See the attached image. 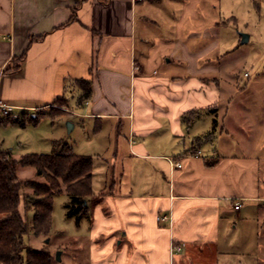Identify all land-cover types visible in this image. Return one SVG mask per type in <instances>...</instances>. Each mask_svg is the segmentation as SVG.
Listing matches in <instances>:
<instances>
[{
	"label": "crops",
	"instance_id": "0c3cea01",
	"mask_svg": "<svg viewBox=\"0 0 264 264\" xmlns=\"http://www.w3.org/2000/svg\"><path fill=\"white\" fill-rule=\"evenodd\" d=\"M218 3L0 0V100L26 111L62 97L104 151L137 159L126 188L86 197L91 264H264V154L247 137L258 97L223 96Z\"/></svg>",
	"mask_w": 264,
	"mask_h": 264
},
{
	"label": "rangeland",
	"instance_id": "374dc122",
	"mask_svg": "<svg viewBox=\"0 0 264 264\" xmlns=\"http://www.w3.org/2000/svg\"><path fill=\"white\" fill-rule=\"evenodd\" d=\"M181 9L182 6L181 8L179 6L174 8L175 20ZM215 11L221 21L225 22L220 28V47L225 53L221 58L222 66H224L222 93L224 97L235 96L246 102L251 99L250 97H258L255 104L251 105V113L255 111L257 115L253 119V126L247 127L248 134H246L251 140L254 153L263 157L264 0H219ZM199 18L191 19V24H197ZM202 19L208 22L205 26H210L209 17H201ZM151 28L155 34L161 32L158 27L151 26ZM241 33L247 34V40L244 42H241ZM229 67L233 68L235 85H233V75L228 70ZM224 100L227 101L228 98H224ZM68 110L69 107L63 102L53 103L47 107L34 110L26 109L33 114L39 112L49 114L41 116L37 123L30 121L25 126L11 123L0 124V147L8 150L13 159H19L27 153H50L67 144L79 154L92 156V189L96 196L103 195V192H108L111 189L116 191L126 188L124 181L127 176H131L127 172L134 171L137 159L129 157L125 153H117L114 157L112 152L104 151L107 137L103 133H94V123L90 119H82L74 113H67ZM12 112L15 115L19 111L15 109ZM220 114L221 112L217 117L215 115L216 126L222 123ZM69 122H74L75 126L70 128ZM229 134L222 136V138L226 136L230 139V131ZM219 138L220 136L216 137V141ZM216 144L217 142L214 145L216 146ZM201 146L204 154H206L210 148V143L204 142ZM219 151L221 152L220 149ZM16 174L21 182L26 179L44 182V178L37 175L34 168L31 167L18 166ZM133 178H135V173H133ZM20 192L21 204L19 208L26 222V231L23 234V241L26 246L34 249H47L54 257L52 264H91L101 261L90 257L92 241L89 232L90 209L86 216L78 220L75 217H69L66 213L69 195L65 191L54 194L50 231L46 236L42 234L35 236L32 223L34 212L32 201L38 196L33 193L32 188L23 185H21ZM102 239V234L98 235L93 239L94 244H99ZM114 247L119 248V244L115 243ZM56 251H60L59 260L55 258ZM23 253L25 254V251ZM173 263H177L176 259H170L169 264Z\"/></svg>",
	"mask_w": 264,
	"mask_h": 264
},
{
	"label": "trees",
	"instance_id": "16d2710c",
	"mask_svg": "<svg viewBox=\"0 0 264 264\" xmlns=\"http://www.w3.org/2000/svg\"><path fill=\"white\" fill-rule=\"evenodd\" d=\"M80 1V0H79ZM107 0H104L106 2ZM18 67L8 66L4 70L14 71ZM78 83L82 88L77 101L80 104L90 95V85L84 79ZM66 100L58 97L54 103ZM49 113H30L19 111L13 115L0 113V124L11 123L25 126L27 122L37 123L39 118ZM215 122V119H214ZM198 151L191 152L195 155ZM18 166L34 168L44 182L18 179ZM93 158L88 154L73 151L64 144L60 149L50 153H27L19 159H13L10 152L0 147V264H52L53 255L47 249H34L23 241L26 222L20 211L21 185L32 188L38 196L33 199V234L48 235L52 225L53 195L65 191L70 199L66 204L67 216L79 219L88 214L86 197L92 194ZM25 251V254L23 253ZM25 255V256H24Z\"/></svg>",
	"mask_w": 264,
	"mask_h": 264
},
{
	"label": "built area",
	"instance_id": "2783aa9c",
	"mask_svg": "<svg viewBox=\"0 0 264 264\" xmlns=\"http://www.w3.org/2000/svg\"><path fill=\"white\" fill-rule=\"evenodd\" d=\"M134 1H136V0H134ZM245 74H247V73H245ZM85 103H87V101H85ZM15 108H16L15 105L8 104V103H5V102L0 100V113L1 114H8V113L12 112ZM198 153H199V151L195 155H198ZM166 158L169 160L170 164L173 167H181L182 166V164L180 162H177V161L175 162L169 157H166ZM239 207H240V201L237 200L234 203V208L238 209ZM165 218H167V217L163 216V217H160L159 219H165ZM180 249H181L180 245H175V244L172 245L173 251H179Z\"/></svg>",
	"mask_w": 264,
	"mask_h": 264
},
{
	"label": "water",
	"instance_id": "95a60500",
	"mask_svg": "<svg viewBox=\"0 0 264 264\" xmlns=\"http://www.w3.org/2000/svg\"><path fill=\"white\" fill-rule=\"evenodd\" d=\"M246 40H247V34H245V33H241V42H244V41H246ZM55 258H56L57 260L60 259V251H56V253H55Z\"/></svg>",
	"mask_w": 264,
	"mask_h": 264
}]
</instances>
